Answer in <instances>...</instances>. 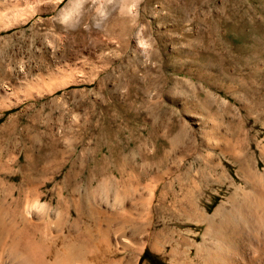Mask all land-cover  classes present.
Returning a JSON list of instances; mask_svg holds the SVG:
<instances>
[{
    "label": "rangeland",
    "instance_id": "374dc122",
    "mask_svg": "<svg viewBox=\"0 0 264 264\" xmlns=\"http://www.w3.org/2000/svg\"><path fill=\"white\" fill-rule=\"evenodd\" d=\"M56 11L48 0H0V217L6 225L17 223L15 228L31 219L42 229L52 228L47 236L60 231L70 237L90 216L99 217L96 226L108 230L94 231L93 241L76 257L87 264L104 259L102 249L94 251L97 242L113 246L128 237L132 225L117 230L123 215L147 216L146 232L168 229L174 240L165 242L163 257L145 247L137 264H171L177 232H199L200 240L202 227L196 229L182 210L187 202L195 197L210 215L227 193V181L236 177L225 148H242L263 169L264 0H143L139 24L154 44L146 55L132 39L134 24L117 12L97 29L86 8L80 26L66 30L54 23ZM246 36L259 40L262 57L241 52L237 43L249 45ZM130 122L176 136L179 147L153 150L146 170L140 165L146 175L137 179L131 201L110 192L88 195L87 186L70 183V150L52 158L19 151L81 147L99 125L115 143ZM82 157L76 153V161ZM34 158L42 172L35 194L26 183ZM113 173L108 170L114 178ZM28 209L32 214H25ZM61 220V226L54 223ZM12 234L0 233V245L14 244L18 234ZM9 249L0 264L2 258L17 264L16 250Z\"/></svg>",
    "mask_w": 264,
    "mask_h": 264
},
{
    "label": "bare ground",
    "instance_id": "6f19581e",
    "mask_svg": "<svg viewBox=\"0 0 264 264\" xmlns=\"http://www.w3.org/2000/svg\"><path fill=\"white\" fill-rule=\"evenodd\" d=\"M260 38L263 40L264 35L259 36V39ZM243 39H246V41L250 43L247 46L240 42L237 43L241 52H249L254 60L262 57V50L260 49L261 46H259L258 39L252 37L249 39L247 36ZM248 60H250V57ZM208 64L210 65L211 63ZM260 149V157L263 164L262 171L259 170L260 160L254 161L250 153L243 155L242 148H238V150H236V148H225V153L231 155V160L236 166V177L232 176L230 177L231 179L227 181V193L214 207L210 215H208L206 206L203 208L198 207L195 197L187 202V209L185 210L184 207L182 210H184L186 218L190 217L194 220L196 229H198L199 226L202 227L200 240L197 242L196 239L199 232H188V234L177 232L175 234L177 235V238H175L174 245L170 247L171 249L168 254V257L171 259V264H264V148ZM38 159L34 158L28 161V168H33L36 165L35 163H38ZM26 179L28 181H26V183L29 185L30 192L35 194L36 186L34 187V183L32 181L30 182L29 178L26 177ZM217 179L219 180V178ZM14 200L20 204L18 198H14L12 201ZM176 203L179 206L178 209H181L180 201L176 200ZM23 205H26V203H23ZM3 208L4 206L0 205V213L2 210L4 211ZM75 209L80 210L82 207L80 204L75 203ZM31 210H26L25 214H32ZM19 213L17 216H19ZM126 216L127 215H123L121 217L118 222L119 228L117 229L118 231L120 230V232H124L126 224L133 226L128 237L125 238L126 240L122 239L121 241H115L113 246L108 241L103 240L101 241V244L97 242L93 247L96 249L98 247V249H102L104 259L99 263H92L90 260L87 264H137V260H139L138 253H140L145 247L149 248L154 253L161 255L160 251L162 247L166 245L165 242H169L173 238V235H169L170 233L168 229L146 232L143 223L149 219L147 216L142 217L137 215L133 218ZM1 218L2 217H0V233H13L12 235L18 234L17 241H15L16 237H13L14 244L12 243L11 246L4 244V242L3 244L5 246L2 243L3 246L0 245L1 249L2 247H5V249L8 247L10 249L12 248V250L14 249V251L16 250L15 255L17 254L19 257H17V264H74L72 262L73 258L76 259L77 257L78 259V256L82 254V249H84L88 243L93 241V232H102L104 230V228L100 227L99 229L98 226H96L98 225L96 224L97 218L99 220L100 218L94 216L89 217L90 220L88 221L90 222H85L86 224L83 225L84 227L75 232L76 235L74 237L66 235L67 233H60V231H57L59 233L56 232L55 236H52L51 234H49L50 236H47L48 233H51L52 228L47 227L46 229H42L35 221L30 222L31 219L28 221V219L26 220L24 218V224L21 227L17 226L18 228H15L17 223L14 225V222L12 221V224L9 223L10 225H6ZM66 219H68V217H65L64 220L66 221ZM64 220L54 223L61 226L64 224ZM45 225H48V223H45ZM107 230L108 229H106V231ZM106 231L104 230V232ZM72 234L73 233H71V235ZM85 234L87 239L85 238L84 240L82 238ZM144 234L146 235L144 236ZM100 235H103V233ZM8 248L7 251L4 250L10 252L8 251ZM98 249L94 251H98ZM4 250L2 249L0 251L2 252L0 254L1 257H3L2 254H4ZM14 251H11L12 254ZM2 260L3 263L5 262L6 264L7 260L5 261L4 258H2ZM76 260L74 262L79 264V260ZM10 261L7 264H12ZM82 261L84 262H82V264H86L83 259ZM144 264H147L146 261Z\"/></svg>",
    "mask_w": 264,
    "mask_h": 264
},
{
    "label": "crops",
    "instance_id": "0c3cea01",
    "mask_svg": "<svg viewBox=\"0 0 264 264\" xmlns=\"http://www.w3.org/2000/svg\"><path fill=\"white\" fill-rule=\"evenodd\" d=\"M142 127V126H141ZM128 133L110 143L112 134H103L102 126H96L97 132L89 137V144L81 147L72 146L70 148H20L21 152H41L51 154V158L60 151L70 150V183L84 184L85 193H115L120 194L126 201H131V195L136 191V181L139 177H144L145 172L139 171L140 165L146 170L148 163L153 159L155 148H179L178 138L171 137L167 132L154 130L151 125L133 126L130 122ZM83 154L82 159L76 161V153ZM48 155H46L47 157ZM43 157L40 156V160ZM108 170L115 171L111 177ZM27 178L34 184L35 180L42 172L38 170V165L28 168ZM81 174L83 177H80ZM30 176V177H29ZM67 177V176H66ZM87 198V197H85ZM132 208L130 204L127 206Z\"/></svg>",
    "mask_w": 264,
    "mask_h": 264
},
{
    "label": "clouds",
    "instance_id": "9594fccd",
    "mask_svg": "<svg viewBox=\"0 0 264 264\" xmlns=\"http://www.w3.org/2000/svg\"><path fill=\"white\" fill-rule=\"evenodd\" d=\"M48 2L57 8L53 16L54 23L66 30H74L80 26L86 8L92 14L91 26L97 29L107 23L113 12H117L134 24L132 39L135 40L141 55L150 53L154 47L153 38L146 35L144 26L139 24L143 0H48Z\"/></svg>",
    "mask_w": 264,
    "mask_h": 264
}]
</instances>
